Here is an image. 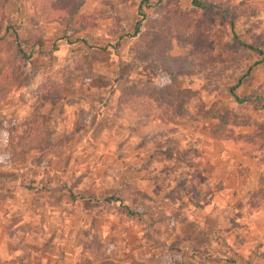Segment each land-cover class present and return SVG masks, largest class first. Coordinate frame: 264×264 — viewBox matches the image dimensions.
Listing matches in <instances>:
<instances>
[{
	"label": "rangeland",
	"instance_id": "374dc122",
	"mask_svg": "<svg viewBox=\"0 0 264 264\" xmlns=\"http://www.w3.org/2000/svg\"><path fill=\"white\" fill-rule=\"evenodd\" d=\"M197 1L2 0L0 50L18 43L29 57L0 103L31 109L55 83L59 105H86L68 130L55 124L46 153L0 154L55 171V187L25 185L44 208L38 235L55 243V264H264V190L221 205L198 235L181 216L191 210L183 179L217 196L241 165L264 163V146L248 141L264 138V60L243 46L264 52V0ZM191 55L189 74L158 71ZM163 87L200 120L116 109L119 97Z\"/></svg>",
	"mask_w": 264,
	"mask_h": 264
},
{
	"label": "crops",
	"instance_id": "0c3cea01",
	"mask_svg": "<svg viewBox=\"0 0 264 264\" xmlns=\"http://www.w3.org/2000/svg\"><path fill=\"white\" fill-rule=\"evenodd\" d=\"M59 104L52 106L43 104L40 111L45 116L43 127L46 128L49 124L53 126L50 129L51 137H55V130H59L55 129V124L66 131L69 129L70 123L75 120L77 108L83 112L86 111L84 102L81 105ZM57 105L62 111L61 120L55 116ZM30 115V104L25 101L20 102L16 98L12 99L10 97L9 101L0 103V154L4 153L6 155L8 153L6 127L27 121ZM25 136L26 130L18 128L15 131L16 139H23ZM34 152L40 153L38 150H30L25 155ZM260 158L259 156L241 165H245L243 168L246 174H237L235 171L230 181L222 183L221 191L217 196L213 193L205 196L204 193L200 192V186L196 185L197 190L200 192V198L193 206L188 196L186 206L191 210L188 212L186 209L185 213L188 212V214L184 213L182 215L183 223L192 227L191 232L187 235H198L199 230L205 224L204 222L217 220L219 217L218 208L221 205L226 203L230 205H233V203L239 204L244 202L242 200L246 199L249 193L257 189L264 190V163L261 162ZM254 167H257L255 170H259L256 174H252ZM48 170L37 167L28 161H0V264H55V243L54 245H48L47 241L38 235L42 227L44 228V222L40 220V213L44 208L40 209L42 205L38 203V195H35V200H33L34 197L29 195L28 188H25V185L28 184L35 186L36 188L31 190V193H34L37 192V187L41 185L45 186V189L46 187H55L50 182L55 171H52V174L48 177V174H50ZM216 200L222 202L218 205ZM31 202L35 206H31ZM43 213H47V209ZM255 216L253 214L252 217ZM52 217H55V215ZM181 235L183 237L187 236L186 234Z\"/></svg>",
	"mask_w": 264,
	"mask_h": 264
},
{
	"label": "trees",
	"instance_id": "16d2710c",
	"mask_svg": "<svg viewBox=\"0 0 264 264\" xmlns=\"http://www.w3.org/2000/svg\"><path fill=\"white\" fill-rule=\"evenodd\" d=\"M36 1V0H35ZM0 0V30L1 25L4 24V14L1 10ZM191 4L195 7H202V4L197 0H191ZM141 5L137 6V14L143 16L141 12ZM4 25L3 29H5ZM163 30H161V34ZM176 33H173L172 36H175ZM15 41L16 36L14 35ZM18 44V43H17ZM15 44L11 48L5 50H0V101L2 100L3 93L13 85L15 81V76L19 74L20 63L29 57V53H24L20 46ZM242 45V43H239ZM248 50L254 52L256 55L261 57V60H264V52L259 50L257 47L252 45H243ZM31 46L28 47L30 50ZM90 49L92 47H89ZM201 54L207 53V47H204ZM206 50V51H205ZM196 56V55H195ZM194 56H186L184 59L179 61H165L164 58H161L163 62L171 64L169 67L158 65V71L161 75L167 77H173L179 74H189L192 72V69L189 67L192 64ZM192 61V62H191ZM188 62V63H187ZM181 67L178 70H175V66L180 64ZM185 63H187L185 65ZM239 85L237 81L236 86ZM55 83H49L47 90L40 94L36 102L31 107V115L27 121H24L20 124H13L6 127L7 132V150L8 154L11 157L16 156L17 154L28 152L30 150H38L42 154L48 150V138L51 132L46 131L43 127L45 122V117L40 113L41 107L43 104H48L50 106L58 102L59 93L55 91ZM175 90L174 87H163L157 91H152L142 94H129L122 97H119L116 101V109L132 114L138 118H151V117H161L165 120L179 121L184 119H189L194 122H198L200 119L196 115H189L183 108H181L184 103L181 98L176 95H172L171 91ZM1 123V119H0ZM26 130V136L22 140H17L15 138V131L17 129ZM259 139V140H257ZM250 144H259V146H264V138L250 137L248 139ZM43 142L46 144H43ZM186 183V184H185ZM180 193L188 195L191 199V204L196 205V201L200 198V192L197 190L195 185L187 184L186 179H183L180 184ZM183 214H181L182 216ZM180 216V217H181Z\"/></svg>",
	"mask_w": 264,
	"mask_h": 264
}]
</instances>
